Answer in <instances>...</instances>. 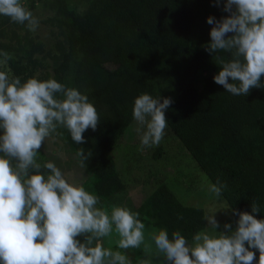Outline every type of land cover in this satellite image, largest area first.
<instances>
[{
    "label": "trees",
    "instance_id": "obj_1",
    "mask_svg": "<svg viewBox=\"0 0 264 264\" xmlns=\"http://www.w3.org/2000/svg\"><path fill=\"white\" fill-rule=\"evenodd\" d=\"M42 3L54 14L41 23L61 37L57 64L46 68L36 57L46 53L43 42L5 16H0V51L13 54L9 67L22 82L55 78L83 91L96 107L100 122L95 131L84 132L82 145L60 129L72 152L83 148L89 157L86 189L101 201L125 189L110 151L133 121L134 99L148 93L172 98L167 128L212 184L226 185L221 196L235 225L239 217L233 209L251 212L253 202L261 209L255 215L264 219V88H253L247 96L226 92L213 79L220 66L203 47L211 40L207 18L228 13L214 0H89L79 14L66 0ZM160 149L154 159L161 158ZM137 210L169 235L180 230L188 239L206 224L204 210L181 204L165 182ZM254 251L258 261L259 251Z\"/></svg>",
    "mask_w": 264,
    "mask_h": 264
},
{
    "label": "clouds",
    "instance_id": "obj_2",
    "mask_svg": "<svg viewBox=\"0 0 264 264\" xmlns=\"http://www.w3.org/2000/svg\"><path fill=\"white\" fill-rule=\"evenodd\" d=\"M214 6L228 13L207 18L211 40L203 47L221 68L214 82L234 96L264 88V0H214ZM0 16L33 33L40 25L22 0H0ZM13 58L0 51V264H132L130 249L141 251L139 264H264V219L255 215L261 211L257 203L251 212L233 209L239 218L235 227L225 223L224 231L218 210L204 212L207 226L189 240L180 230L169 235L154 221L149 227L147 217L127 206L102 204L84 186L89 157L83 148L75 151L70 170L53 160L41 162L42 146L68 159L63 145L53 147L63 136L60 129L82 145L84 132L95 131L100 117L86 94L55 78L22 82L9 67ZM172 103L148 93L134 99L140 151L160 145ZM223 187L217 180L208 192L220 197Z\"/></svg>",
    "mask_w": 264,
    "mask_h": 264
},
{
    "label": "rangeland",
    "instance_id": "obj_3",
    "mask_svg": "<svg viewBox=\"0 0 264 264\" xmlns=\"http://www.w3.org/2000/svg\"><path fill=\"white\" fill-rule=\"evenodd\" d=\"M34 1L30 3L28 0H22V3L40 20L37 31L35 33L30 32L32 36H38L43 42L46 53L36 57L44 63L46 68H49L59 61L60 55L59 51L56 50V44L61 37L59 36L60 38L57 39L58 32L55 30L56 28L41 23V19L52 16L54 10L42 3L44 0ZM66 3L69 9L79 14L87 8L89 0H66ZM10 36V29L5 30L6 39H9ZM136 127L137 124L133 120L123 137L110 151L125 189L113 194L110 199L101 201V203L127 206L138 212V206L155 190L159 183L165 182L181 204L195 208L201 207L204 212L218 210L216 218L220 222V231L225 230V223H231L235 227L228 204L222 196L215 197L209 194L208 186L212 183L206 174L198 168L190 153L180 144L179 140L171 135L169 129L166 127L165 136L158 147L140 151V140L135 131ZM60 145H63V151L67 154L68 159H57L50 151H45L43 146L40 149L39 159L41 162L53 160L62 170H70L76 163L72 158L74 152L68 148L62 137L57 138V143L53 147H59ZM157 148H161L162 156L154 159L152 155ZM83 173L86 180L88 175L85 169ZM140 218L143 220L145 216L140 214ZM150 221L149 218L145 221L149 227H151ZM206 226L207 221L204 228ZM105 246H108L107 241ZM112 247L115 246L112 245ZM127 255L132 264H139V260L142 258L141 251L136 249L128 250Z\"/></svg>",
    "mask_w": 264,
    "mask_h": 264
}]
</instances>
